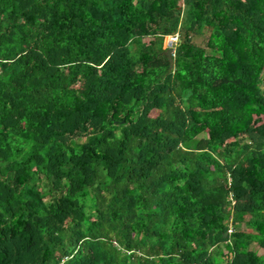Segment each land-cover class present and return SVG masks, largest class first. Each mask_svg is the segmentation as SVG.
<instances>
[{
    "label": "trees",
    "instance_id": "trees-1",
    "mask_svg": "<svg viewBox=\"0 0 264 264\" xmlns=\"http://www.w3.org/2000/svg\"><path fill=\"white\" fill-rule=\"evenodd\" d=\"M0 264H264V0H0Z\"/></svg>",
    "mask_w": 264,
    "mask_h": 264
},
{
    "label": "rangeland",
    "instance_id": "rangeland-1",
    "mask_svg": "<svg viewBox=\"0 0 264 264\" xmlns=\"http://www.w3.org/2000/svg\"><path fill=\"white\" fill-rule=\"evenodd\" d=\"M170 37H171V35H169V36H166L165 37V40H164V46H167L168 47V45L170 46V47H172L171 45H170ZM205 39H206V37L204 36V35H199V36H196L195 38H194V41L197 43V44H199V45H203L204 46V44H205ZM241 229V230H244V231H247V230H249V227H247L246 226V224L245 223H239L238 225H237V227H231V229L232 230H234V229ZM230 229V230H231ZM253 247H256V246H253Z\"/></svg>",
    "mask_w": 264,
    "mask_h": 264
},
{
    "label": "built area",
    "instance_id": "built-area-1",
    "mask_svg": "<svg viewBox=\"0 0 264 264\" xmlns=\"http://www.w3.org/2000/svg\"><path fill=\"white\" fill-rule=\"evenodd\" d=\"M170 45L173 47V45L177 44V42L180 41L179 35L178 33H174L173 35H171L170 37ZM169 46V45H168ZM231 230L229 229L228 232H230Z\"/></svg>",
    "mask_w": 264,
    "mask_h": 264
},
{
    "label": "water",
    "instance_id": "water-1",
    "mask_svg": "<svg viewBox=\"0 0 264 264\" xmlns=\"http://www.w3.org/2000/svg\"><path fill=\"white\" fill-rule=\"evenodd\" d=\"M172 51H173V48H172V47H168V48H167L166 53H167V57H168V59H171ZM226 235H227V232L224 233V236H226Z\"/></svg>",
    "mask_w": 264,
    "mask_h": 264
},
{
    "label": "clouds",
    "instance_id": "clouds-1",
    "mask_svg": "<svg viewBox=\"0 0 264 264\" xmlns=\"http://www.w3.org/2000/svg\"><path fill=\"white\" fill-rule=\"evenodd\" d=\"M172 35H173V34H172ZM175 45H176V44H175ZM175 45H173V47H172V48H173V51H174V47H175ZM168 47H170V46H168ZM168 47H167V48H168ZM173 51H172V52H173ZM230 229H231V228H230ZM231 231H232V229H231ZM227 233H229V232H227Z\"/></svg>",
    "mask_w": 264,
    "mask_h": 264
}]
</instances>
